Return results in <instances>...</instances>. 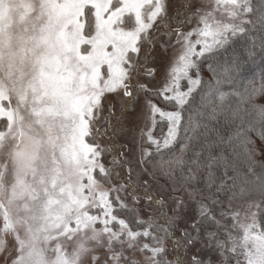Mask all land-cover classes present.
<instances>
[{
  "label": "snow or ice",
  "instance_id": "6c2138e0",
  "mask_svg": "<svg viewBox=\"0 0 264 264\" xmlns=\"http://www.w3.org/2000/svg\"><path fill=\"white\" fill-rule=\"evenodd\" d=\"M238 44L264 55V0H0L12 264H100L101 252L105 264H212L197 245L219 264H264V163L242 107L264 77L236 87Z\"/></svg>",
  "mask_w": 264,
  "mask_h": 264
},
{
  "label": "trees",
  "instance_id": "16d2710c",
  "mask_svg": "<svg viewBox=\"0 0 264 264\" xmlns=\"http://www.w3.org/2000/svg\"><path fill=\"white\" fill-rule=\"evenodd\" d=\"M259 52V49L256 50ZM236 52L241 57L242 60L245 62L242 65L241 72L239 74V77L236 81V87L243 92L246 88L251 90V88L255 87L256 89H259L261 87L262 77H264V55H256L254 59H249L247 55L243 51V44H238L236 46ZM201 78L204 81H212V73L209 71L208 63H204L201 71ZM184 86V83H183ZM224 91L226 92H232L233 89L229 86H225ZM157 99V103L163 107L166 108L168 105L162 101ZM231 104H235V99L233 98L231 100ZM244 109L247 110L246 115L244 116L245 121H250L251 125H254L252 130L249 133V138L252 141L253 146H255L257 150V154L254 157L255 163L259 165L260 163H264V154L260 153L261 147H264V138H262V132H264V121H261L259 119L258 113L255 111V109L264 108V95H262L259 91L256 92V94L253 96L251 102L246 103L242 105ZM159 121V120H158ZM220 121H223V117H220ZM239 123V121H237ZM160 134V125L157 123L153 135L159 136ZM178 154V149H177ZM169 157H164V162H167ZM260 169L257 168V171ZM144 204L143 201H141L140 207L143 208ZM238 209L242 206L238 205ZM141 217L143 219H147L149 213L148 212H141ZM162 223V221H160ZM231 223V221H229ZM259 230V229H258ZM198 248L201 249L200 255L207 261L211 260L212 264H218V258L215 254V252L208 250V248H204L202 245H197ZM171 242H169V259H171Z\"/></svg>",
  "mask_w": 264,
  "mask_h": 264
},
{
  "label": "rangeland",
  "instance_id": "374dc122",
  "mask_svg": "<svg viewBox=\"0 0 264 264\" xmlns=\"http://www.w3.org/2000/svg\"><path fill=\"white\" fill-rule=\"evenodd\" d=\"M178 2L179 0H172L173 4H177ZM171 10L174 11L175 9L173 8ZM196 24H197V18L194 17L191 27H195ZM154 52L156 53L157 57H164L169 60L174 58V53L172 49H169L167 53H165L162 48L157 47L154 49ZM156 77L160 81V84L162 85L164 82V75H162L161 72L158 71L156 73ZM183 83L184 81H181L182 87H183ZM158 120H159V117H157V121ZM149 127H151V122L148 120L147 111H145L144 115L142 116L140 120V128H143L145 129V131H147ZM155 127L152 128V134L154 132ZM137 131L139 132V129H137ZM0 227H2V225H0ZM208 250L214 252L213 248H208ZM15 256H16V246H15V241H14L13 236L12 235L3 236V234L0 233V264H12V260ZM105 257H106V253L101 252L100 253V264H105ZM136 258L140 259L139 255ZM218 264H219V260H218Z\"/></svg>",
  "mask_w": 264,
  "mask_h": 264
}]
</instances>
